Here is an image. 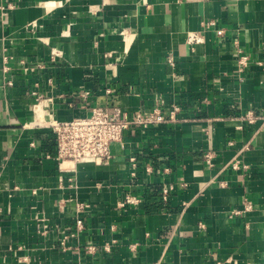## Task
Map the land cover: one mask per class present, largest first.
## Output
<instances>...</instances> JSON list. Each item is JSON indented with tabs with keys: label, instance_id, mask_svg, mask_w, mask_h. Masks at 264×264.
I'll use <instances>...</instances> for the list:
<instances>
[{
	"label": "crops",
	"instance_id": "crops-1",
	"mask_svg": "<svg viewBox=\"0 0 264 264\" xmlns=\"http://www.w3.org/2000/svg\"><path fill=\"white\" fill-rule=\"evenodd\" d=\"M155 105L179 111L58 166L49 122ZM0 264H264V0H0Z\"/></svg>",
	"mask_w": 264,
	"mask_h": 264
},
{
	"label": "built area",
	"instance_id": "built-area-1",
	"mask_svg": "<svg viewBox=\"0 0 264 264\" xmlns=\"http://www.w3.org/2000/svg\"><path fill=\"white\" fill-rule=\"evenodd\" d=\"M34 26L35 24L32 23ZM206 26H214L213 20L205 22ZM217 34H222V28L216 29ZM125 35V32H122ZM200 36L197 33H189L187 35L188 42H198ZM54 53V52H53ZM52 59L54 57L52 56ZM245 57H240L239 63L244 64ZM168 62H172L171 58ZM6 69V68H5ZM50 80V79H48ZM7 84H11L10 80H7ZM37 85V83H35ZM34 95V112L39 115L45 114V109L41 108L42 96L36 91H32ZM42 111V112H41ZM179 107L173 105L167 115H164L159 106L155 105L145 113H135L130 117L125 116L122 110L118 107L107 106H93L90 108L89 113L84 116L73 117L63 121H51L48 123L54 129L55 132V157L58 160V166L63 171L74 170L77 164H107L112 156L111 148L113 144L122 143L124 133L127 130L133 128H147L152 125L162 124L175 119V115L178 113ZM242 119L252 122L254 116L250 111L246 112ZM214 154L211 151H207L203 154V160L206 164L210 165ZM129 161L132 168L137 166V160L134 156L129 157ZM233 168L239 167L238 160L232 162ZM149 167H146V171H149ZM72 182V178H68ZM172 189L171 186L164 187L162 189V197L166 199L168 192ZM138 199L126 194L119 202L122 206L126 203H135ZM87 205L83 202L75 203L76 221L75 232H79L83 229V220L81 219L80 212ZM253 204L249 199H243L242 208L231 210L228 216L245 213L252 209ZM202 226V224H199ZM41 229V230H40ZM40 232L44 233L45 228H40ZM73 235L71 232L70 236ZM65 238L60 241V247L65 248ZM86 252H94V245L88 244L85 247ZM108 250L107 246H104Z\"/></svg>",
	"mask_w": 264,
	"mask_h": 264
}]
</instances>
